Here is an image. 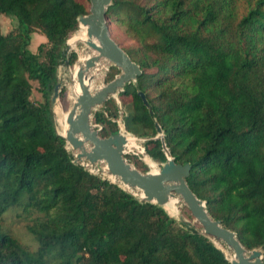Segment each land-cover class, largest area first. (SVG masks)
I'll return each mask as SVG.
<instances>
[{"label":"trees","instance_id":"obj_1","mask_svg":"<svg viewBox=\"0 0 264 264\" xmlns=\"http://www.w3.org/2000/svg\"><path fill=\"white\" fill-rule=\"evenodd\" d=\"M86 13L76 0H0L17 21L0 27V264H229L200 230L72 162L51 97L59 66L77 60L67 40ZM107 17L142 69L118 93L126 129L149 138L145 151L161 164L158 122L208 213L264 262V0H112ZM33 33L46 38L35 52ZM119 72L111 65L105 81ZM116 113L113 98L94 111L100 136L117 132ZM12 209L34 247L4 227Z\"/></svg>","mask_w":264,"mask_h":264},{"label":"water","instance_id":"obj_2","mask_svg":"<svg viewBox=\"0 0 264 264\" xmlns=\"http://www.w3.org/2000/svg\"><path fill=\"white\" fill-rule=\"evenodd\" d=\"M111 4L112 0H89L87 13L78 17V25L86 28L87 40L84 44L91 48L93 53L76 71L80 93L66 112L67 127L64 133H59L65 139L66 147L69 146L73 152L72 154L67 149L72 154V162L82 165L90 173H93V170L101 171L102 166H105L108 177L104 179L132 193L140 201L156 204L165 212H167L165 206L169 205L172 199L180 198L194 220L202 227L200 231L202 234L211 241L210 237L220 240L234 250L233 260L225 256L229 264H264L261 248L246 249L238 240L235 231L225 227L221 220L213 218L208 213L206 202L198 198L187 184L191 165L188 162L183 164L175 162L165 145L164 135L158 122H155L157 134L153 139L161 140L166 161L161 163L156 171H142L126 157L128 148L144 145L149 138L119 131L102 137L92 123L91 118L98 107L122 91L127 83L135 82L142 74L140 66L131 59L111 34L107 17V9ZM68 46L71 49L69 44ZM102 61L117 67L120 72L98 90L92 91L90 84L95 72L91 74V71L94 69L97 71ZM60 87L61 83L57 82L51 97L52 103H55ZM138 95L147 109L152 112L145 94L139 91ZM128 141L134 145L128 144ZM151 160L153 159L148 155L145 161L150 163ZM112 177H116L119 182L110 179ZM167 214L171 216L168 212ZM171 217L188 228L193 227L192 222L180 213L177 217ZM215 246L219 248L216 244Z\"/></svg>","mask_w":264,"mask_h":264},{"label":"rangeland","instance_id":"obj_3","mask_svg":"<svg viewBox=\"0 0 264 264\" xmlns=\"http://www.w3.org/2000/svg\"><path fill=\"white\" fill-rule=\"evenodd\" d=\"M82 4H84L86 6V8L88 9L89 7V0H76ZM110 24V22H109ZM17 25V21L15 18L10 17V16H6L4 14H0V27H1V31L2 33H7L10 30L14 29ZM110 30H111V34L113 36V38L123 47V48H127L129 47L131 44L134 43V41L129 38L128 36H126V34L119 28H116L115 26H113L112 24H110ZM81 33V28H78L71 33L70 37V41L78 36ZM69 37V38H70ZM68 38V39H69ZM45 36L42 34H36L33 33L31 34V43H30V50L35 52L36 48L38 46V44H40L41 42L45 41ZM70 41L67 43L70 45V48L73 49L74 51H76L77 53V60L75 61V63L71 66H66V65H61L58 69L57 72V77H58V82L61 83V87H60V91L62 89V87H64L66 89V102L63 104V102H61L59 95L55 101V103H52V111L54 114V118H55V123H56V116L54 113L55 110V106L57 105V103H59L64 112H67L68 109H70V107L72 106L73 102L70 101L69 99V93L73 87V82L71 80V73L75 70V68L80 65V55L84 54L86 56H90L92 55V49L89 48L86 44H84V42H77L75 45H71ZM102 65V66H101ZM99 66V69L96 71L95 69L91 71V74H93V71L95 72L94 74V79L92 81V85H91V90L92 91H96L98 90L101 86L105 85L106 81V75L110 70V66L111 64L106 62V61H102V64ZM33 93H32V99L34 100H38L39 99V94L36 91V83L33 82ZM59 91V93H60ZM112 98V97H111ZM117 117V113L115 116L112 117V119ZM93 119V116L92 118ZM56 128L58 130V126L56 124ZM67 149L73 154L71 148L69 146H67ZM138 159V158H137ZM148 169V171H156L160 168V163L151 160L150 163L145 162L144 163ZM93 173L100 175L101 177H106V175H103V173L99 170H93ZM183 203V204H182ZM18 213H20V209H12V210H8L3 218V225L4 227L10 231L15 237H17L21 242H25V243H29L31 244V246L34 247V242L32 239V236L28 233L27 229H26V222L25 219L23 218V216L17 215ZM180 214H182L184 216L185 219H187L188 221L192 222H196L194 220V218L192 217V215L190 214V211L188 210L187 206L184 204V202L180 199V203H179V212ZM22 215V214H21ZM173 217H177V215H171ZM197 223V222H196ZM195 227V226H193ZM198 230H202L199 229L197 227H195Z\"/></svg>","mask_w":264,"mask_h":264},{"label":"bare ground","instance_id":"obj_4","mask_svg":"<svg viewBox=\"0 0 264 264\" xmlns=\"http://www.w3.org/2000/svg\"><path fill=\"white\" fill-rule=\"evenodd\" d=\"M79 28H81V33L78 36L74 37L71 41L69 40L71 45H75L77 42H80V41L84 42V41L87 40L86 28L83 25H79ZM87 57L88 56H86L84 54H81L80 55V65H78L75 68V70L71 73V80L73 82V87H72L68 97H69L70 101H72V102H74L76 100L77 95L80 93V88H79V85H78V82H77V79H76V71H77L78 67L81 66L84 63V61H85V59ZM90 85H92V82H91ZM54 113H55V116H56V124L58 126V130L57 131L59 133L63 134L65 129H66V127H67V124H66V115L67 114H66V112H64L62 106L59 103H57V105L55 106ZM128 144L134 145V143L129 142V141H128ZM101 172L103 173V175H106L105 166H102ZM110 179H112V180H114L116 182H119L116 177H112ZM120 185L123 186L121 183H120ZM179 203H180V198H178V197L174 198V199H172V201H171V203L169 205L165 206V209L167 210V212L170 215H177L178 212H179ZM193 226H195V227H197L199 229H202V227L198 224V222L197 223L193 222ZM210 238L223 251V253L227 257V259L233 260L235 258V252H234V250L231 247H228L225 243H223L220 240H217V239H215L213 237H210Z\"/></svg>","mask_w":264,"mask_h":264},{"label":"built area","instance_id":"obj_5","mask_svg":"<svg viewBox=\"0 0 264 264\" xmlns=\"http://www.w3.org/2000/svg\"><path fill=\"white\" fill-rule=\"evenodd\" d=\"M112 98L115 100L117 104V117L114 119L111 118V121L116 125L117 131L121 133L131 134V132H129L125 127L124 116L126 115V112L118 98V94L114 95ZM92 123H93V119H92ZM93 124L95 125V128H97L98 130L101 129V126L99 124H96V123H93ZM127 154L136 156L143 163L146 162L145 160L148 156L143 144L128 148L126 150V155Z\"/></svg>","mask_w":264,"mask_h":264}]
</instances>
